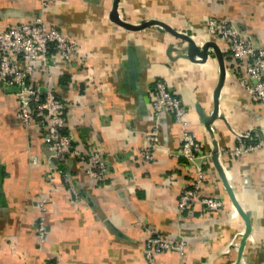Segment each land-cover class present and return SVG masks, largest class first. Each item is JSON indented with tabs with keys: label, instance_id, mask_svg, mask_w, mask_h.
I'll return each mask as SVG.
<instances>
[{
	"label": "crops",
	"instance_id": "1",
	"mask_svg": "<svg viewBox=\"0 0 264 264\" xmlns=\"http://www.w3.org/2000/svg\"><path fill=\"white\" fill-rule=\"evenodd\" d=\"M113 3L53 0L43 11L48 25L80 47L68 63L53 56L57 93L69 104L67 130L85 152L90 141L100 144L110 164L104 182L90 178L75 158L62 166L73 177L80 200L51 169L43 136L27 132L19 121L15 88L0 87V264H264V147L235 159L224 153L238 144V134L250 132L251 142H264V107L238 83L225 44L206 33L209 17L228 18L264 46V0H119L120 16L128 22L157 19L188 34L198 46L213 41L220 47L227 75L212 132L198 106L206 115L214 110L220 76L214 51L208 49L204 63L182 57L188 43L181 38L155 25L134 31L111 21ZM40 9L39 0H0V29L29 22ZM161 78L183 100L189 128L204 152L211 155L213 140L219 144L227 179L250 213L243 248L246 222L212 157L197 161L207 172L202 194L224 199L225 208L203 213L197 204L184 217L179 213L178 199L195 171L176 156L182 126L170 112L160 119L152 114L153 87ZM34 82H41L40 73ZM156 126L161 144L149 162L142 151ZM43 198L48 200L47 232L41 239L36 203ZM149 230L185 239V250L161 253L148 262Z\"/></svg>",
	"mask_w": 264,
	"mask_h": 264
},
{
	"label": "built area",
	"instance_id": "2",
	"mask_svg": "<svg viewBox=\"0 0 264 264\" xmlns=\"http://www.w3.org/2000/svg\"><path fill=\"white\" fill-rule=\"evenodd\" d=\"M52 1L39 0L40 12L31 21L0 29V87L15 88L14 96L19 103V121L27 132H37L43 136L50 152L48 163L51 169L60 174L75 199L80 200L81 194L73 184V177L62 166L75 158L85 167L90 178L104 182L110 164L100 144L90 141V151L85 152L67 130L69 104L57 93L52 71L58 64L53 56L57 54L68 63L80 54V47L74 39L45 21L43 11ZM206 33L225 44L232 57L238 83L250 91L264 107V46L257 45L250 34L240 31L228 18L209 17L206 21ZM37 73L41 75L40 83L34 82ZM151 105L154 118L160 119L164 113L170 112L182 126V143L176 156L185 159L189 168H194L195 171L192 179L184 185L177 202L181 217L193 210L197 204L203 213L221 212L226 205L224 199L202 194L207 172L197 161L209 160L211 155L204 152L203 145L190 130L188 109L183 100L163 78L158 79L153 87ZM237 137L238 144L224 151L231 159L264 147L263 141L251 142L250 132L238 134ZM146 139L148 146L142 151V156L146 161H154L157 148L161 144L157 126L147 134ZM32 158V163L37 165L38 159L35 156ZM51 161H56V165ZM47 204V198L36 203L41 211L37 224L41 239H44L47 232ZM186 245L183 238L173 240L159 231L149 230L145 257L148 262H154L161 253H183Z\"/></svg>",
	"mask_w": 264,
	"mask_h": 264
},
{
	"label": "water",
	"instance_id": "3",
	"mask_svg": "<svg viewBox=\"0 0 264 264\" xmlns=\"http://www.w3.org/2000/svg\"><path fill=\"white\" fill-rule=\"evenodd\" d=\"M119 0H114L113 3V9L110 14L111 21L115 22L116 24L128 29V30H141L144 29L145 27L155 25L157 26L160 30L168 32L176 37L181 38L182 40L186 41L188 43V49L187 53H183L180 56L185 57L187 59H190L192 61L204 63L208 59V49H212L217 57L219 67H220V76H219V81L218 84L215 88L214 91V110L211 115H206L202 108L198 106V112L201 116L202 122L205 124L207 129H209L212 132V122L219 117V98L221 94V90L225 84L226 80V75H227V66L225 63L224 55L220 49V47L213 41H208L205 42L202 46H198L197 42L188 34L178 31L174 28H172L169 24H167L164 21H160L157 19H150V20H144L138 24H133L131 22H128L124 19L121 18L119 10ZM131 63L133 65V69L135 72V61L132 57ZM213 150L211 153V157L213 160V163L223 181V184L225 186V189L229 195V198L234 206V208L237 210V212L242 216V218L246 222V231L243 239V244L242 247L244 246L245 240L247 236L249 235L251 231V219H250V213L245 211L241 204L239 203L235 191L231 184L229 183L225 169L223 165L220 162L219 155H220V149H219V144L216 140H213Z\"/></svg>",
	"mask_w": 264,
	"mask_h": 264
}]
</instances>
